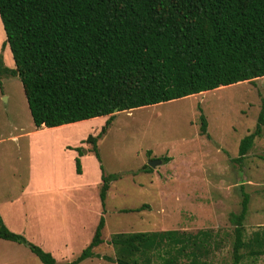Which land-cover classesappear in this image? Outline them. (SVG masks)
I'll list each match as a JSON object with an SVG mask.
<instances>
[{"label":"trees","instance_id":"obj_1","mask_svg":"<svg viewBox=\"0 0 264 264\" xmlns=\"http://www.w3.org/2000/svg\"><path fill=\"white\" fill-rule=\"evenodd\" d=\"M0 21L1 49L8 47L14 64L7 67L0 55V79L19 80L34 128L108 118L96 136L83 141L91 144L88 152L101 172V216L90 243L64 264L92 258L113 264H211L222 240L207 230L118 233L108 242L114 258L94 252L102 243L107 192L119 179L104 174L96 142L118 113L264 77V0H0ZM199 121L200 135H207L203 115ZM263 131L261 101L254 130L240 140L234 162H242ZM81 150L75 149L79 156ZM74 166L80 175L78 158ZM241 194L239 212L228 216L230 264H256L264 256V232L245 237L249 196ZM0 240L24 246L41 264H57L51 253L9 231L1 218Z\"/></svg>","mask_w":264,"mask_h":264},{"label":"rangeland","instance_id":"obj_2","mask_svg":"<svg viewBox=\"0 0 264 264\" xmlns=\"http://www.w3.org/2000/svg\"><path fill=\"white\" fill-rule=\"evenodd\" d=\"M4 40L0 21V55L7 67L14 68L8 47L1 49ZM0 83V218L9 231L44 249L37 228L31 225L39 219L38 208L45 211L44 192L53 179H58L56 174L61 175L65 164L58 162L57 147L63 140H80L79 158L86 155L100 171L95 156L84 153L92 148L91 144L83 141L88 135L96 136L108 118L36 129L19 80L1 78ZM261 101L264 77L116 114L105 135L96 142L104 174L119 175L107 192L105 227L96 254L114 258L108 242L118 233L195 234L207 230L222 240L211 264H230L233 227L228 216L239 212L242 192L249 196L243 222L245 237L254 231L264 232V131L240 164L233 161L238 157L240 140L254 130ZM200 115L207 122V135L203 136ZM75 149L71 151L77 153ZM162 158L169 161L163 163ZM150 160L161 163L144 173L143 167ZM90 163L85 162V166L89 168ZM91 174L88 183H93ZM141 206L145 208L140 212H123ZM79 232L78 236L83 237L86 230ZM83 241L65 250H52L57 264L75 258L79 252L73 253ZM0 264L41 263L24 246L0 240ZM256 264H264V256Z\"/></svg>","mask_w":264,"mask_h":264},{"label":"crops","instance_id":"obj_3","mask_svg":"<svg viewBox=\"0 0 264 264\" xmlns=\"http://www.w3.org/2000/svg\"><path fill=\"white\" fill-rule=\"evenodd\" d=\"M38 133L39 132H36L35 134ZM79 141L80 140L71 142L68 141V139L66 141L63 140L57 147L56 155L58 162L60 165L61 162L67 163V167L64 164L61 175L58 176L56 174L58 179H53L52 183L47 187V190L44 192L45 211L38 208L39 211L37 216L39 219L31 225L32 228H37L36 234L40 236L38 240L44 244L43 250L51 253L52 256V250H65L67 247L71 248V246L73 247L79 242L81 244V240L84 239V243L82 242L83 245L76 248L77 250L73 253V256L77 252L80 253L81 250L90 243L99 217L101 216V206L99 209L100 201L97 191V187H99L101 183V173L93 160L87 159L86 155L79 158L76 152L71 151L79 146ZM66 146L70 147V150H67ZM88 153L89 152L86 151V154ZM77 157L81 165L80 175L73 172L75 171L74 159ZM87 161H91L89 168L85 166V162ZM86 171L88 173V179L85 178ZM90 172L92 173L91 179L93 183H88ZM51 187L56 191L53 189L49 191L48 189ZM92 215H94V217ZM81 230H86L83 237L78 236ZM95 251L94 249V252ZM72 259L74 258L68 259L66 262ZM94 261H98L100 264H113L97 258L87 259L80 264H92Z\"/></svg>","mask_w":264,"mask_h":264},{"label":"water","instance_id":"obj_4","mask_svg":"<svg viewBox=\"0 0 264 264\" xmlns=\"http://www.w3.org/2000/svg\"><path fill=\"white\" fill-rule=\"evenodd\" d=\"M86 153V151L84 152ZM161 162L159 160H150L147 166L151 169L155 168L156 165H159Z\"/></svg>","mask_w":264,"mask_h":264},{"label":"bare ground","instance_id":"obj_5","mask_svg":"<svg viewBox=\"0 0 264 264\" xmlns=\"http://www.w3.org/2000/svg\"><path fill=\"white\" fill-rule=\"evenodd\" d=\"M223 89V88H222ZM221 88L217 89V90H222ZM46 130V129H45Z\"/></svg>","mask_w":264,"mask_h":264}]
</instances>
